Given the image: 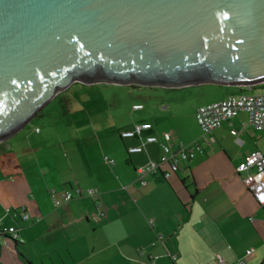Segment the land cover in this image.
Here are the masks:
<instances>
[{
	"label": "crops",
	"instance_id": "obj_1",
	"mask_svg": "<svg viewBox=\"0 0 264 264\" xmlns=\"http://www.w3.org/2000/svg\"><path fill=\"white\" fill-rule=\"evenodd\" d=\"M143 87V102L133 105L142 107L127 118L76 130L74 152L37 154L17 140L20 130L0 143V220L22 239L0 232V264H138L151 256L158 264H264V206L237 170L253 151L264 153L256 130L242 111L204 134L195 115L199 106L243 91L219 84ZM185 89L201 98L187 110L177 103ZM139 122L151 123L159 141L129 152L142 141L120 133ZM165 131L173 133L174 148L180 142L203 148L169 179L148 173L142 184L137 169L160 161ZM77 189L81 195L54 205ZM101 210L104 216L91 217Z\"/></svg>",
	"mask_w": 264,
	"mask_h": 264
},
{
	"label": "water",
	"instance_id": "obj_2",
	"mask_svg": "<svg viewBox=\"0 0 264 264\" xmlns=\"http://www.w3.org/2000/svg\"><path fill=\"white\" fill-rule=\"evenodd\" d=\"M75 82L264 83V0H0V143Z\"/></svg>",
	"mask_w": 264,
	"mask_h": 264
},
{
	"label": "rangeland",
	"instance_id": "obj_3",
	"mask_svg": "<svg viewBox=\"0 0 264 264\" xmlns=\"http://www.w3.org/2000/svg\"><path fill=\"white\" fill-rule=\"evenodd\" d=\"M144 90L140 85L75 82L57 94L39 115L18 132L16 138L23 139V147L29 144L30 150L37 148V154L41 153V149L55 153L57 150L67 151L73 148L74 152L78 150L76 147L79 144L75 140L76 130H89L95 126L106 128L108 119L112 122L114 118H127L131 111H135L134 103L143 102ZM178 92L180 96L177 103L184 110L201 99L193 97L188 89ZM254 132L260 148L264 151V132Z\"/></svg>",
	"mask_w": 264,
	"mask_h": 264
},
{
	"label": "built area",
	"instance_id": "obj_4",
	"mask_svg": "<svg viewBox=\"0 0 264 264\" xmlns=\"http://www.w3.org/2000/svg\"><path fill=\"white\" fill-rule=\"evenodd\" d=\"M142 105H136L135 108H140ZM248 114L249 123L259 132H264V91L260 93L243 92L238 96H228L223 100L210 102L201 105L196 110V119L204 134L212 132L214 129L220 127L224 121L231 120L239 115L240 112ZM152 124L149 122L136 123L132 129L121 131L122 138L139 137L142 141L141 145L130 146L129 152H138L143 150V146L149 142H158L159 136L151 131ZM236 134V130H232ZM164 142L162 143L163 154L160 161H149L147 164L137 169L138 179L142 184L146 181L144 176L148 173H162L163 178L169 179L172 173H176L182 162L190 160L195 156L196 152L203 148L202 142H195L192 145H187L180 142L176 148L173 146L174 135L171 131H165L162 134ZM106 160L114 163L113 159L106 156ZM169 168L164 170V165ZM237 170L244 174V183L251 190L257 202L264 206V153L261 151H253L247 155L243 162L239 164ZM90 195L95 193L91 189L88 192ZM82 191L77 189L75 193L67 191L63 193L62 199H54L56 207L62 205L64 202L72 200L75 195H81ZM25 210V209H24ZM10 211V210H8ZM104 211L93 213L92 218L104 216ZM24 219H28L27 213L22 214ZM153 224V221H151ZM0 232L11 235L18 242H22L19 237L18 228L8 225L0 220ZM146 250L141 249L140 254H145ZM251 252V250H248ZM175 259L176 255H172ZM244 261H241L243 263ZM138 264H158L154 257H150L149 261H140Z\"/></svg>",
	"mask_w": 264,
	"mask_h": 264
},
{
	"label": "trees",
	"instance_id": "obj_5",
	"mask_svg": "<svg viewBox=\"0 0 264 264\" xmlns=\"http://www.w3.org/2000/svg\"><path fill=\"white\" fill-rule=\"evenodd\" d=\"M236 87H239L240 88V90L241 91H243V92H247V90L249 89L248 87H245V86H236ZM250 87H252V89L254 88V89H257V88H260V87H263L264 88V83H260V84H257V85H254V86H250ZM40 114V113H39ZM38 114V115H39Z\"/></svg>",
	"mask_w": 264,
	"mask_h": 264
}]
</instances>
